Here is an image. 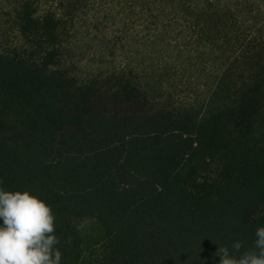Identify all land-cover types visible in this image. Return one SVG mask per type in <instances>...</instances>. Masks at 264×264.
Masks as SVG:
<instances>
[{"label":"trees","instance_id":"obj_1","mask_svg":"<svg viewBox=\"0 0 264 264\" xmlns=\"http://www.w3.org/2000/svg\"><path fill=\"white\" fill-rule=\"evenodd\" d=\"M0 187L50 206L60 264L250 250L264 226L260 5L0 0Z\"/></svg>","mask_w":264,"mask_h":264},{"label":"clouds","instance_id":"obj_2","mask_svg":"<svg viewBox=\"0 0 264 264\" xmlns=\"http://www.w3.org/2000/svg\"><path fill=\"white\" fill-rule=\"evenodd\" d=\"M250 250L230 255L218 248V264H264V226H257ZM54 216L46 202L28 190L0 187V264H60ZM237 252L242 241L234 240Z\"/></svg>","mask_w":264,"mask_h":264},{"label":"rangeland","instance_id":"obj_3","mask_svg":"<svg viewBox=\"0 0 264 264\" xmlns=\"http://www.w3.org/2000/svg\"><path fill=\"white\" fill-rule=\"evenodd\" d=\"M225 1H232V2H236L238 0H221V2H225ZM240 1V0H239ZM249 2H254L257 5H260L261 9L264 11V0H249Z\"/></svg>","mask_w":264,"mask_h":264}]
</instances>
